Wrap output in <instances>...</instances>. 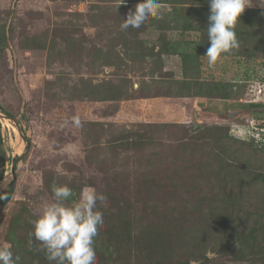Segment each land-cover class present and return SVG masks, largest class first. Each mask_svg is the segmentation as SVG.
I'll return each mask as SVG.
<instances>
[{
  "label": "rangeland",
  "instance_id": "obj_1",
  "mask_svg": "<svg viewBox=\"0 0 264 264\" xmlns=\"http://www.w3.org/2000/svg\"><path fill=\"white\" fill-rule=\"evenodd\" d=\"M143 2L0 0V105L17 118L0 109V245L18 264H49L28 234L53 181L69 202L89 186L107 197L97 264H264V106H238L264 104V86L237 66L264 62V8L209 65L208 0H159L122 29Z\"/></svg>",
  "mask_w": 264,
  "mask_h": 264
},
{
  "label": "clouds",
  "instance_id": "obj_2",
  "mask_svg": "<svg viewBox=\"0 0 264 264\" xmlns=\"http://www.w3.org/2000/svg\"><path fill=\"white\" fill-rule=\"evenodd\" d=\"M208 4V26L204 31L209 46L203 56L209 65H214L222 54L240 48L236 25L245 9L255 6V0H208ZM259 5L264 8V0H259ZM161 8L159 0H144L129 12L121 28H139L149 16L158 17ZM75 123L78 125L79 120ZM51 193V199L32 210L29 248L33 240L38 241L49 264H97L93 245L105 222L98 202L105 205L107 197L89 186L80 191L78 200L69 202L73 190L56 181L51 185ZM19 260L9 244L0 245V264H18Z\"/></svg>",
  "mask_w": 264,
  "mask_h": 264
},
{
  "label": "trees",
  "instance_id": "obj_3",
  "mask_svg": "<svg viewBox=\"0 0 264 264\" xmlns=\"http://www.w3.org/2000/svg\"><path fill=\"white\" fill-rule=\"evenodd\" d=\"M240 21H238L237 25H236V34L237 36H243L241 35L243 32L245 31H250L248 30L250 25H248V22L249 20L246 19V16H245V13H242L241 16H240ZM2 41V38H1V34H0V43ZM246 53V52H245ZM262 53H264V48L262 49ZM259 65L261 67H263V70H264V62H261L259 63ZM250 67H252L254 70L255 68L253 66L250 65ZM230 85V84H229ZM238 106L239 108L243 109V108H251V109H260L264 106L263 102H240L238 103ZM0 109L2 111H4L5 113L15 117L13 114H11L10 112H8L3 106L0 105ZM259 117V116H258ZM255 131V130H254ZM262 133V138H264V132H261ZM249 137H252V139H254L255 137L253 136V134H249L248 135ZM264 140V139H262ZM27 143L29 144V140H27ZM5 149L3 147V145L1 144V137H0V165H3L4 166V163L6 161V158H5ZM3 176H4V173L2 172L0 174V181L3 179ZM1 200H0V205H3L7 199V197H9V193L8 192H4L1 194ZM148 259L153 263V264H190L189 262H178V263H163V262H159L151 257H148Z\"/></svg>",
  "mask_w": 264,
  "mask_h": 264
},
{
  "label": "built area",
  "instance_id": "obj_4",
  "mask_svg": "<svg viewBox=\"0 0 264 264\" xmlns=\"http://www.w3.org/2000/svg\"><path fill=\"white\" fill-rule=\"evenodd\" d=\"M243 61V60H242ZM249 60H246L244 63L240 62L237 66L241 69H243V75L245 78L249 79V81H259V85H263L264 86V70L263 67H261L259 65V69L257 70V68H255V70L250 67V63L248 62ZM247 63V64H246ZM261 63V62H259ZM250 134H253L254 137H260V134L257 133V131H253V130H249ZM263 131V130H262ZM262 138V137H261Z\"/></svg>",
  "mask_w": 264,
  "mask_h": 264
},
{
  "label": "water",
  "instance_id": "obj_5",
  "mask_svg": "<svg viewBox=\"0 0 264 264\" xmlns=\"http://www.w3.org/2000/svg\"><path fill=\"white\" fill-rule=\"evenodd\" d=\"M234 110H232L230 112L231 116L234 114ZM2 115L4 116V118H8L10 120H13L15 123L17 122V118L5 113V112H1ZM195 115L196 117L198 118V116L200 115L198 111L195 112ZM18 130L19 132L21 133L22 135V129L20 127H18ZM22 156V154H19L17 158H14L13 161H12V168H11V171H12V174H13V182H12V185L14 186L15 185V181H16V164H17V160L18 158ZM2 197H0V200H1Z\"/></svg>",
  "mask_w": 264,
  "mask_h": 264
},
{
  "label": "bare ground",
  "instance_id": "obj_6",
  "mask_svg": "<svg viewBox=\"0 0 264 264\" xmlns=\"http://www.w3.org/2000/svg\"><path fill=\"white\" fill-rule=\"evenodd\" d=\"M3 116V115H2ZM4 117V116H3ZM16 144H18V147H21L20 145H19V143L18 142H16ZM16 146V145H15ZM17 147V151H19L20 149ZM6 179H7V176L2 180V182H1V184H0V186H2V185H4L5 183H6Z\"/></svg>",
  "mask_w": 264,
  "mask_h": 264
}]
</instances>
